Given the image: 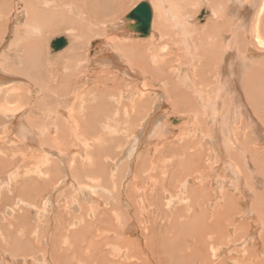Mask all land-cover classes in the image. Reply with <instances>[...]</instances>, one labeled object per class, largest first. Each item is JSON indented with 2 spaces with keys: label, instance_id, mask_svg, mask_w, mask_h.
I'll list each match as a JSON object with an SVG mask.
<instances>
[{
  "label": "bare ground",
  "instance_id": "bare-ground-1",
  "mask_svg": "<svg viewBox=\"0 0 264 264\" xmlns=\"http://www.w3.org/2000/svg\"><path fill=\"white\" fill-rule=\"evenodd\" d=\"M9 1L14 2L15 0ZM24 1L25 8L16 10L17 5L12 3L15 11L12 13L11 10H7L10 12L8 21L11 23L8 22V25L11 29L12 23L20 21L23 16L27 17V14L29 22H32L35 19V14L39 15L42 8L54 11L57 6L72 2V0ZM126 1L86 0L85 6L81 7L88 13V16L100 12L99 17H102L107 10L117 11V8L124 5ZM159 1L162 3V0H148L153 12L151 32L148 36H140L138 32L127 28L128 22H135L134 19L125 20L128 12L123 21L107 27V32H110V35L106 33V39L96 37L89 41L90 48L88 49H91L93 55L88 53L85 57L84 53L80 51L84 47L83 42H79L78 45L68 47V50L59 53L57 61L52 64V57L46 56V51L41 52V50H45V47L42 49L36 40L31 43H19L18 52L25 50V55L22 54L23 56L19 57L25 58L22 64L24 70L27 71L29 80L32 79L30 83L35 80L32 73L38 69L37 67H41L42 70V67L46 68L47 65V69L50 67L52 71L49 74L53 81L67 78V84L70 86L65 97L56 95L55 100L58 103L69 104L78 97V104L68 110L69 115L66 113L68 111L65 112V108V110H61L63 114L66 113L67 119L58 116L54 120L52 111H43L45 116L48 114V118L51 117L50 121L35 123V120L32 117L28 118L27 115L32 114V110H36L37 104H31V93L28 100L22 97V92L28 87L16 84L7 91H2L3 87H0V100H3L0 101V146L7 142V151L0 154V180L8 179L12 192L19 197L15 202L17 209L8 208L6 214L11 216L10 214L15 213L12 224L17 227L22 226L20 232L14 235L16 242L13 245L6 244L1 247L0 244L1 264H22V257L17 254L23 253L25 256L40 253L36 255L39 257L37 259L45 262L50 261L52 264H264V185H262L264 181L259 176L260 173H264V146L260 145L264 144V124H262L264 123V58L260 61L261 59L257 57L264 54V51L255 50V44L247 43L249 38L246 37L253 35L258 46L264 48V0H246L250 1V4L243 0H208L213 7H218L217 10L220 7L221 11L215 12L216 21L209 23L198 33L206 45V49H201L200 45H197V48L200 47L201 50H204L198 49L200 57L197 56V50L195 51L193 48L195 43L193 38L195 37L186 36L187 40L189 39L186 41V52L182 57L174 58H168L166 55V52H170V45L161 47L156 41L159 33H156L154 29L157 27L154 25V6ZM4 6L1 7L4 8ZM13 7L9 9H14ZM170 8L174 10L177 6L172 4ZM164 11L167 17V8ZM204 11V14L210 13L209 10L204 9ZM178 16L173 14L172 18L175 20ZM193 22L198 25L196 20ZM250 23H253L252 26L249 25ZM167 25L164 28H167ZM168 26L171 28L170 23ZM55 27V31L64 28L62 26ZM251 27L252 34H248L247 31H250ZM240 29L244 32H241ZM33 31L34 29L28 23L24 30L18 29V32L24 35L26 33L33 34ZM127 31H130L129 35H127ZM66 38L68 44L73 41L69 37ZM108 38L112 39L108 40ZM133 38L140 41H135ZM147 39L149 40L147 41ZM138 50L139 52L135 54ZM175 55L177 56V53ZM198 60L199 63L196 62ZM75 63L84 64L86 68L74 69ZM166 63L171 64L174 70L165 69ZM194 66L197 67L196 79L192 72ZM178 69L189 70L186 78L175 79L176 74L174 73L178 72L182 75ZM13 71L15 70L13 69ZM13 71H10V68L6 71L0 60V86L14 80L16 74ZM75 73L79 74L75 75ZM93 76H98L94 81L97 88L95 95L91 89L89 90L91 95L85 89H76L74 84ZM125 87H131V89L126 90ZM37 90L38 88L34 87L31 92L34 93ZM10 92L15 93L10 95ZM46 95L45 98H47ZM102 95L103 104L105 103L104 108L99 106L97 100ZM130 100L134 101L130 102ZM57 104L56 107H53L56 108V111L61 109V105ZM93 113H96V118L101 119L99 120L103 122L104 129L106 131L110 129L112 133H117L118 123H122L124 118H126L124 122L130 124L131 128V125H134L131 135L129 133L127 146L132 151L126 161L127 164H125L128 165L127 171L123 175L124 179L122 178L120 189L117 190L118 194L114 193L116 198L114 203L110 204V201L106 208L102 207L104 200L102 201V198L95 192L98 183L96 177L99 175L98 163L94 161V158L92 159L95 166L89 171L93 172L95 176L90 179L91 187H88L85 183L88 180L81 179V176L77 175L79 170L85 171L84 164L73 169L75 175L68 168L69 163L72 162L73 154L82 152L84 149L81 144L83 142L80 143V150H76L73 146L65 149L64 136H62L63 130L72 135L71 131L74 127L82 126L74 123L75 118L78 122L80 115ZM181 113L188 116L189 123L197 118V130H193L194 133L191 132L198 139H193V142L187 140L186 143L176 145L180 147L181 151L185 150L187 153V162L183 163L181 167L178 166L177 169H188L190 174L179 187V192H172L171 190L175 188L180 175L179 170H174L173 161L170 175L165 178L161 177L158 187L153 188V191L147 185L154 183L151 177L159 176L155 172L156 165L153 166L154 158L150 154L153 155L155 149L158 150L159 145L167 138L173 137L172 133L175 130L172 132L174 127L169 116ZM8 115H12L11 122L7 119ZM120 115H122V120L119 118ZM173 121H180V118L174 117ZM81 128L77 130L78 136H76L79 141L81 140L79 137L82 132ZM46 129H49L48 134L41 137L40 135L46 132ZM54 130L58 131V135L51 137L49 134H53ZM79 131L81 132L78 133ZM183 133V135H188L187 130ZM53 139L56 141V151L59 150L63 153V155H59L60 157L57 155L60 160L59 164L57 160H48V155H46L48 151H46L43 159V155L39 154L41 163L36 162L28 167L29 163L22 162L20 166L23 169H20L17 164L19 161L14 160V156L18 153L13 152V147L16 149L19 146L17 143L13 145L11 142L14 143L18 140L23 141L22 143L26 142L29 148H24V145L19 147L23 154L29 153L34 148L33 145L42 144L43 141L46 142L43 145L48 146L49 141ZM67 140L70 141L71 138ZM84 140L86 145L91 144L90 140ZM51 149L53 148L51 147ZM145 149L147 152L144 151ZM141 150L144 151V156L139 162L141 165L146 163L145 168L143 165V173L140 177L138 176L137 181L132 183L133 185H130L129 192L125 193L124 189L127 187L128 181L135 179L132 175L134 170L132 162L143 152ZM125 151L123 149L121 151L124 156L129 154V152L124 154ZM108 155L103 154V156L112 159L109 160L111 166H116L115 159L117 157ZM123 155L122 157H124ZM44 161L48 164L56 161L58 168L55 170L66 178L62 179L59 176L61 180L58 175L47 174L43 167L40 169ZM7 172L10 173L6 174ZM31 173H35L39 178H34ZM55 181L60 187L69 185V201L68 204H64L66 210H58L54 220L57 225L62 224V221L65 220L66 227L69 229L63 236H59L61 233L57 231L58 228L53 232V249L51 251L40 246L44 252H36L38 245L35 243V239H32V233L36 232L34 228L37 227H33L34 221L31 216L36 213L49 215L51 201L49 199V203L45 202L41 207H37L35 201L37 198H41V193L44 194L48 189L50 191L49 185L51 186ZM111 182L113 183V181ZM170 182L172 185L168 186ZM115 184L116 182L112 185L114 189H116ZM182 193L188 195L187 199H183L185 196L181 198L183 202L187 203L188 200H191L194 210L202 209L200 215L196 213L190 220L182 221L188 216L186 211L190 207H186L175 209L173 213L168 211L171 213L168 214L171 215V223L167 222V219H163L162 213L157 214V217L149 218L148 209L156 203L157 197L161 198L159 203L157 200V203L165 204L168 209L175 206L178 201L176 199L180 197L178 195ZM2 195L4 196V194ZM3 196L2 199L5 197ZM117 199L121 203L117 202ZM21 203L23 207H18ZM256 205L260 208L259 210ZM79 209L82 210V216L71 214V211ZM93 215L96 218L90 219ZM194 216H196L195 220ZM242 217L245 220L239 222ZM2 218L0 216V220ZM83 220L86 223L85 226L76 229L77 223L81 224ZM176 220L179 223L176 224ZM143 221L151 222L148 227H145ZM96 224L100 226L94 227ZM38 227L40 228L41 225ZM15 228L2 226L0 236L6 235L8 230L12 231ZM259 229H261V233H258ZM164 230L170 231L173 234V240L176 241L172 242L166 236L162 238ZM134 233H138L137 238L131 237ZM161 238L164 243L158 245L157 240ZM19 242L23 243L22 247H19ZM144 243H146L145 248H142ZM161 246L163 248H160ZM33 259L36 258L33 257ZM27 261L28 264L33 262L30 258H27L25 262Z\"/></svg>",
  "mask_w": 264,
  "mask_h": 264
},
{
  "label": "rangeland",
  "instance_id": "rangeland-1",
  "mask_svg": "<svg viewBox=\"0 0 264 264\" xmlns=\"http://www.w3.org/2000/svg\"><path fill=\"white\" fill-rule=\"evenodd\" d=\"M15 1H16V3H15ZM15 1L11 2L9 0H0V7L5 5L4 8L1 7V9L4 10L3 13H2L3 10L0 9V11H1V13H0V60L2 61V66H3V68L6 71H8L9 68H10V71H13V69H14L15 71H13V73L17 75V76L13 75L15 77V78H13L14 80H11V82L6 83L4 86H0V87H3L2 91H4V90L7 91V90L11 89L12 87H14V85H16V84L21 85V87H26V86L28 87V89H26V90H24L22 92V97H24L25 100H28V98L30 96V93H31V96H30L31 99H32L31 100V104H37V106H35L37 111L36 110L35 111L32 110V114L27 115L28 118L32 117L33 120H35V123H42V122L50 121V118H51L50 115H49L50 118H48V116H47L48 114L45 116L43 111H52V114H54V118H53L54 120L57 119L58 116H59V118L61 117V118H66L67 119L66 113H67V115H69V111L68 110L71 109V108H74L75 106H77L76 104H78V97L75 98L74 101H71V103H69V104L63 103V102L58 103L55 100V98H56V95H58L59 97L60 96L61 97H65L66 96L65 94L68 91V89L70 88V86L67 84L68 79L65 78V79H59L57 81H53L52 77L49 74L52 71H51L50 67L47 69V65H46V68L42 67V70H41V67H37L38 68V69H36L37 71L35 70L36 72L34 71L32 73V77L34 75L35 80H34L33 83H30V82H32V81H30L32 79L29 80V77L27 75V71L24 70L23 64H22V63H24V59L25 58L19 57V56L25 55V50H21L20 52H18L19 43H22V42L31 43V42L36 40L39 43V45L42 46V49L45 47V50H41V52L46 51L45 55L52 57L51 58L52 64H53V62L57 61L59 53H62V51L63 52L66 51V49L68 50L70 47H72V46H74L76 44L78 45L79 42L80 43L83 42L84 47L81 48L80 51H81V53H84L85 57L87 56L88 53H90V54L92 53L91 55H93V52H91V49H88V48H90V46H89L90 42L89 41L91 39H93V38H96V37H98V38L104 37V39H106V37H105L106 33H107V35L110 33V32L109 33L107 32V29H108L107 27L112 25V24H117L118 22L123 21L124 16L128 12H130L138 3H140L143 0H127L124 5L120 6V8H117V11H113V9L107 10L102 17H99V13L100 12H98V13L96 12V14L93 15V16H88V13L86 11L82 10L81 6H85V4L87 3V2H85L86 0H72V2L70 1L66 5L59 6V7L57 6V8L54 11H51V10L46 9V8H42V10H41L39 15L35 14V19H33L32 22H29L30 19L28 20V14H27V17L23 16L20 21H18V22L16 21L15 23H12V29H11L9 27V25H8L9 23H11L10 21H8V14L10 12H8L7 10H11L12 13H13V11H15V7H13V4L17 5L16 6L17 7L16 10H21V9L26 7L25 4H23V2H25L24 0H22L21 2H20V0L18 2H17V0H15ZM164 1L167 2V3H165ZM243 1H245V3H249L250 2V1H246V0H243ZM5 2H7L8 4L10 3L11 5H8ZM173 2H175V3H173ZM1 3H4V4H1ZM172 4H174V6H177V8H180V9L178 10L176 8L177 10L176 9L172 10V8H170L172 6ZM155 5L156 6H154V8H155V11H154L155 12L154 13V25H156L157 27H154V29L156 30V31L155 30L154 31L156 33L157 32L159 33L158 34L159 36H158L156 41L158 42V44L161 47L162 46H167V45L171 46L170 52H166V55H168L167 56L168 58H170V57L174 58V57H179V56L182 57L183 56V54L186 52L185 51V47H186V43H187L186 41L189 40V39L187 40L186 36H189V38L191 36L195 37V38H193L195 40L193 48L195 49V51L197 50L196 53H198V51L201 50V49H206V45L201 40L200 35L198 33H199V31H201V29L203 27H207V25L209 23L214 22V21L217 20V17H215V12L216 11H221L220 7H219V10H217L218 7H216V6L213 7L209 3L208 0H173V1L172 0H167V1L166 0H162V3H161V1H159L158 4H155ZM9 6L11 8L13 7L14 9H9L10 8ZM158 7H159L160 10L159 9L157 10ZM165 8H167V10H168V12H167V17L168 18L165 15V11H164ZM214 8H215V10H213ZM204 9L209 10L210 13L209 14H204L202 16L204 18L202 19L200 17V14H201L202 10H204ZM173 14L179 15L178 18L174 20L172 18ZM87 17H89L90 19L87 18ZM93 19H97V20H93ZM164 19H166V20H164ZM173 20L174 21L177 20V22L174 23ZM194 20H196L198 22V25L193 22ZM27 23H28V25L30 27H32L34 29L35 32L33 31V34H28V33L25 32L26 33L25 35L23 33H19L18 29L21 28V29L24 30ZM167 23H168V25L170 23L171 28L167 25ZM252 24L250 23L249 25L252 26ZM166 25H167V28H164V26H166ZM55 26H62L64 28L60 29L58 31H55L56 30ZM184 26H186V27H184ZM180 29H182V31H180ZM184 29L187 30V31H185ZM241 29H243V28H241ZM241 29H240V31L244 32ZM44 30H45V32H44ZM169 30H170V32H169ZM183 30H184V32H183ZM249 30L250 31H247V33L248 34H252L251 33L252 32V27L249 28ZM22 32H24V31H22ZM113 34H115V33H113ZM129 34H130V31H127V35H129ZM102 35H104V36H102ZM61 36L69 37V39L71 38V39H73V41L71 40L72 42H69L68 46H65L63 49L55 52L52 49V47H51V43H52L53 39H55L57 37H61ZM246 37L249 38L247 43L252 42L253 44H255V46H254L255 50L264 51V48H262L261 46H258V43H257V41H256V39H255V37L253 35H252V37H249V36H246ZM46 39H47V41H46ZM74 39H76V40H74ZM110 39H112V38H108V40H110ZM43 40H45V41H43ZM130 40H132V38H130ZM133 40L140 41V40H138L136 38H133ZM148 40L149 39H147V41ZM197 45L198 46L200 45L201 49H200V47L197 48ZM46 46H47V48H46ZM152 50H153V48L151 49V52H152ZM201 51H204V50H201ZM138 52H139V50L136 51L135 54H137ZM175 53H177V56L175 55ZM196 55L197 56L199 55V57H200L199 53L196 54ZM260 56H263V57H260ZM257 57L259 59H261L260 61H262V59L264 58V54L259 55ZM196 62L199 63V60L196 61ZM181 63H184V62H181ZM263 65H264V63H263ZM82 67L86 68V66L84 64H78V63L74 64V69H76V68H80L81 69ZM11 68H13V69H11ZM166 68H168L169 71L174 70L172 68L171 64H169V63H166L165 69ZM196 68L197 67L194 66V69L192 71L195 79H196V76H197V71H196L197 69ZM178 71H180V73L182 75H180L178 72L174 73V74H176L175 79H177V80H180L182 78L183 79L186 78V76H187V74L189 72L188 69H186V70L178 69ZM65 72H66V70L64 69V73ZM78 74L79 73H75V75H78ZM27 77H28V79H27ZM97 78H98V76H96V77L93 76V77H91L89 79H86V80H84V81H82V82H80L78 84H74V85H75L77 90L85 89L86 91H88L89 95H91V93H89V90L91 89L93 91L94 95H95V92L97 91V88H96V86L94 84V81ZM44 81H46V82H44ZM12 83H14V84H12ZM27 84H31V85H27ZM34 87L38 88V90H37V92L33 93V92H31V90ZM125 89L129 90V89H131V87H125ZM44 92H47V93H44ZM14 93L15 92H10L9 94L12 95ZM45 94H47L46 95L47 98H45ZM32 95H35V96L33 97ZM107 98H108V96H107ZM102 99H103V95L100 96L97 99L99 101V104H100V105L99 104L98 105L99 106H103L101 108H104L105 107L104 106L105 103L103 104V100ZM0 101H3V100H0ZM132 101H134V100H130V102H132ZM45 104H47V105H45ZM56 104L57 105H61V107L59 106L61 109H59L58 111H56V108H53V107H56ZM61 110H65V112L66 111H68V112L63 114L61 112ZM34 113H36V114H34ZM26 114H28V113L26 112ZM84 114H85V112H84ZM84 114L80 115V116L78 115L79 118H80L78 120V122H77V119L75 118L74 123L76 125L79 124V125H82V126L78 125L79 127H74L73 131H71V133L73 132L72 135L65 133L66 130L62 131V133H63L62 136H64L63 142H65V149L73 146L76 150H80V143L81 142H83L81 144H83V148H84L82 150V152H78V153L76 152V153L73 154L72 162L69 163V167L68 166L67 167L69 168V170H71V173L75 175L73 169L76 166L77 167L78 166L81 167L84 164L85 165L84 166L85 171L79 170L78 174L77 173L76 174L81 176L80 177L81 179L88 180L85 183H86V185H88V187H91V185H90L91 184V180L90 179L92 178V176H95V174L93 172L89 171V170H91V168L95 166V164L92 163L93 162L92 159L94 158V161L98 163L97 166H98V170H99V175H97L98 177H96L97 178L96 180H98V183L96 184L95 192H97V195L100 198H102V201L104 200L103 201L104 203L102 204V207L106 208L110 201H111L110 204L114 203V201H115L114 199H116L115 196H114V193L118 194L117 190H118V188L120 189L121 182L124 179L123 175L127 171L128 165H125V164H127L126 161H128V156L132 153L131 149L127 148V146H128L129 137L131 135V132L133 131L132 128H133L134 125H131L132 126V128H131L129 126L130 124L128 125L126 122H124V119H126V118H124L122 123H118V128L116 130L117 133L116 132L112 133V131L110 129L108 131H106L104 129L103 122L100 121L101 120L100 118H96V113H93L91 115H84ZM184 115L185 114L181 113L180 115H170L169 116V118L171 119V122H172V126L174 127L172 132L175 130V132L172 133L173 137L172 138L171 137L167 138L165 141H163L159 145L158 150L155 149V152H154L153 155L150 154V156L154 158V162H153L154 164L153 163L152 164H153V166L156 165V167H155L156 171L155 172L158 173L157 176H159V177H151L153 179V181H154V183L152 185H147L146 184L148 187L152 188L153 191L156 188V186L158 187V183H160L161 177L165 178L168 175H170V170L172 171V169H173V167H171L173 161H174V163H173L174 170L175 171L179 170V174L180 175H179L178 180L176 182L175 188L171 190L172 192H179V187L182 186V184L184 183V180L190 174L188 169H181V168L177 169L178 166L181 167L183 165V163L187 162V156H186L187 153H185V150L181 151L180 147H177L176 145L186 143L187 140H188V142H189V140H190V142H193L194 140L198 139L197 136H195V134H193L194 133L193 130H195V129L197 130V128H196L197 127V118H195L194 120H192L189 123L188 122V119H189L188 116H186V115L184 116ZM120 116L121 117H119V118H121V120H122V115H120ZM55 117H57V118H55ZM174 117L175 118L179 117L180 121L174 122L173 121ZM7 119L11 122L12 119H13L12 115H8ZM84 124H86L87 126H85ZM262 124H264V123H262ZM80 127H82L81 128L82 132L81 131L78 132V133L81 132L80 133L81 135H79L81 140L79 141V140H77L76 136H78L77 130ZM96 127H97V129H96ZM120 127H122V128H120ZM191 128H193V129H191ZM55 130H58V129L55 128ZM55 130H54L53 134H49L51 137H54L55 135H58V131H55ZM186 130L188 132V135H183L184 134L183 132H185ZM45 131L46 132H44V133H42V135H40L41 137L46 135V134H48L49 129H46ZM129 133H130V135H129ZM66 135L69 136V137H67ZM198 137H200V136L198 135ZM68 138H71V140L68 141L67 140ZM97 138H99V139H97ZM84 139H86L87 141L90 140L89 142H91V144L90 145H86L84 143V141H85ZM22 142L23 141L18 140V141L14 142V143L11 142V144L16 145V143H17V145L19 147L24 145L23 146L24 148H27V147L29 148V145L26 142H24V143H22ZM55 142H56L55 139H53L52 141L50 140L49 143H48V146H47V145H43L44 143H46L45 141H43L42 144H39L41 147L39 145H33L34 148H32L33 146L30 147L32 149H31V151L29 153H23V154L19 150V147H17L16 149H15V147H13V152L15 151V152L18 153L16 156H14V154H13L14 160L15 161H19V163H17L19 166H20V164L22 162H24V163H27V164L29 163L28 167H30L33 164H35L36 162H40L41 163L42 160L41 159L39 160V157H40L39 154H41V156L43 155L42 156V159H43V157L46 154L45 152L48 151V152H50V153L47 152V154H46V155H48L47 156L48 160L49 159L57 160V163H58L60 161L58 157L63 155V153L58 150L60 152V154H59V152L56 151L57 148L55 146ZM124 145H126L125 148H123ZM260 145L264 146V144H260ZM43 146L45 148H42ZM175 146H176V148H175ZM51 147L53 149H51ZM122 149L126 150L124 154H126L128 152H129V154L124 156L122 154L123 152H121ZM4 151H7V142H4L3 145L0 146V154H4ZM141 151H143V150H141ZM144 151H146V149ZM144 151L139 154L138 158L134 162H132L133 165H134V170H133V174L132 175L134 176L135 179H133L131 181L129 180L128 183L126 182L127 183V187L124 189L125 193L129 192L130 185L132 183H134L135 181H137L138 180V176L140 177L141 174L143 173V171H142L143 170V165H144V168H145V164L146 163L141 165L139 161L141 160V157L144 156ZM34 152L36 153V155H34L35 154ZM103 154H109L108 156H112V157L116 156L117 158L115 157L116 158L115 160H116V162L118 164L115 163L116 166H111L112 164H111V162L109 160H112V159L109 158V157L103 156ZM113 154H114V156H113ZM57 155H58V157H57ZM122 155L124 157H122ZM32 156H34V157H32ZM168 157L171 158V159H169ZM53 163L48 164L46 161H44L43 164H41L42 166H40V169H42V167H43V169L47 171V174L53 173L54 176L58 175V177L61 176L62 179L66 178V176L62 175V173H59L58 171L55 170L56 168H58V166H56V165H58L59 163L57 164L56 161H54ZM169 164H170V167H169ZM50 166H51V168H50ZM114 167H115V169H113ZM20 169H23V168H21V166H20ZM122 170H124V171H122ZM8 171L11 172V170H8ZM18 171H19V169L17 170V172ZM9 173L7 172L6 174H9ZM32 173H31V175L34 178L35 177L39 178L38 175H35V173L34 174H32ZM100 174H102V175H100ZM261 174H262V176H261ZM259 176L262 177V180L264 181V177H263L264 173H260ZM59 178L57 179L58 182L61 179V178L60 179ZM74 178H75V176H74ZM155 178L157 179V181H156ZM119 179H121V180H119ZM57 181H55L54 183L52 182L55 185H53V184L51 186L49 185V188H51L50 189L51 192L48 189V191H45L44 194L43 193L40 194L42 199L39 197V198L36 199L37 201H35L36 204H37V207H41L42 204L45 203V202H47V204H48L49 203L48 202L49 199L51 201V204L49 206L50 207L49 208V215L47 213L46 214H37L36 213V215L31 216L32 220L34 221L33 222V227H37V228H34V229H36V232H34L35 234L32 233L33 234L32 239L33 240L35 239L34 241L38 245L37 246L38 250L36 252H41V253L44 252V250L41 249L42 247H43V249L45 248V249L51 251L53 249V238H54L53 237V235H54L53 232L58 228L57 231H59L61 233L59 236H61V235L63 236L65 234V232H67L68 229H69V227H66L67 223L65 222V220H64V222L62 221V224H60V225H57V223L54 221L58 210L62 209V210L65 211L66 210V205H64V204H68V201H69V199H68V197H69V194H68L69 185L60 187L59 185H57L58 184ZM111 181H113V183L116 182V184H115V188L116 189H114L112 187L113 183ZM154 184H155V186H154ZM170 185H172V182H170V184L168 186H170ZM262 185H264V183H262ZM5 186H7V187H5ZM52 188H53V190H52ZM62 188H63V190H62ZM12 193L13 192H12V190L10 188V183H8V179L4 180V181H2V179H1L0 180V216H2L3 218L0 220V224H1L0 228L2 226H7L8 228H12V227L15 228V226H16V225L12 224V221L14 219V214L15 213L14 214H10L11 216L6 214V211H7L8 208H16L15 202L19 198L14 193L12 195ZM2 194H4V196L6 198ZM186 195L187 194L183 195V193L178 195L180 197H178V199H176L178 201L175 204V206H172L171 208H168V209H166L167 206L165 204H163V205L158 204L159 201L161 200V198L157 197L158 203H157V200H156V203L154 205H152L148 209L149 218L151 216L152 217H157L158 216L157 214L162 213L163 216H164L163 219H167V222L171 223V221H170L171 220V215H168V214L173 213L175 211V209H181V208H186V207L187 208L190 207V209H188V211L185 210L186 213L188 214V216H187L186 219H183L182 221L190 220V218H192V216L195 215L196 213H197V215H200L202 213L201 212L202 209L199 208V209L194 210V208H192L193 207L192 203L190 202L191 200H188L187 203L182 201L181 198H183L184 196L185 197L183 199H187L188 198V195L187 196ZM2 196L4 197L5 200L2 199ZM109 196H110V198H109ZM164 198H165V195L163 196V201H164ZM252 199L254 200L255 197L252 198ZM55 200H59V201H55ZM117 202L121 203L119 199H117ZM180 202H181V204H179ZM259 202H260V200H259ZM63 206H65V207H63ZM18 207H23L22 203ZM256 207L258 208V210L260 209L257 205H256ZM169 210H170L171 213L168 212ZM71 214L76 215V216H82L83 215L81 209H79L78 211H71ZM256 214H258V213H256ZM243 217H245V216H243ZM243 217H242L241 220H239V222H242L243 220H245V218H243ZM91 218L93 219V218H96V217L93 215L92 217H90V219ZM15 219H17V218H15ZM195 219H196V216H194V220ZM45 220H46V222H45ZM194 220H192V222ZM150 222L143 221V224L145 225V227H148ZM177 223H179V222L176 220V224ZM85 224L86 223L83 220V222H81V224L77 223L75 228L76 229L79 228V227L82 228L83 226H85ZM40 225H41V227L39 228L38 226H40ZM98 226H100V225L96 224V226H94V227L97 228ZM20 227H22V226H19V227L16 226V228L14 230H12V231L8 230L6 235H4V236L1 235L0 236V244L2 245L1 247L5 246L6 244L7 245H13L16 242V238H14V235H15V233H19L20 232ZM49 227H50V229H49ZM71 229H73V228L71 227ZM259 230L260 231L258 233H261V229H259ZM40 232H42V233H40ZM171 232L173 233L172 230H171ZM138 233L141 234V232H138ZM138 233L132 234L131 237L132 238H137L138 237ZM172 235L173 234H171L170 231L164 230L162 238L164 236H166L170 241L174 242L176 240H173ZM162 238L157 240L158 245L159 244L163 245L164 242L162 241ZM36 240H38V241L36 242ZM17 241H18V239H17ZM18 245H19V247H22L23 243L21 242ZM145 245H146V243H144L142 245V248H145L144 247ZM40 246H42V247H40ZM160 248H163V247L161 246ZM39 254L33 253V255L25 256L24 253H23V254H17V255L22 257V260H23L22 264H28L29 260L27 262H25L27 258H30L31 260H33L32 264H48V263L52 264V262H50V261H46L45 262L44 260L37 259L39 257L36 256V255H39ZM30 256H32V257H30ZM33 257L36 258V259H33Z\"/></svg>",
  "mask_w": 264,
  "mask_h": 264
},
{
  "label": "water",
  "instance_id": "water-1",
  "mask_svg": "<svg viewBox=\"0 0 264 264\" xmlns=\"http://www.w3.org/2000/svg\"><path fill=\"white\" fill-rule=\"evenodd\" d=\"M202 10L200 17L202 18L204 14ZM153 18L152 8L148 0L141 1L138 3L131 12L125 16V20H133L135 22L126 24L127 28L133 29L138 32L140 36H148L151 32V23ZM68 44V40L65 36L55 38L51 47L54 51H59L63 49Z\"/></svg>",
  "mask_w": 264,
  "mask_h": 264
}]
</instances>
